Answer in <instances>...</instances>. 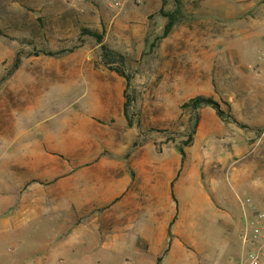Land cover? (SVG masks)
I'll return each instance as SVG.
<instances>
[{"label": "rangeland", "instance_id": "rangeland-1", "mask_svg": "<svg viewBox=\"0 0 264 264\" xmlns=\"http://www.w3.org/2000/svg\"><path fill=\"white\" fill-rule=\"evenodd\" d=\"M202 3L165 0L164 10L176 15L163 37L162 0H0V199L10 198L0 203V220L14 212L9 227L0 223V264H72L59 243L93 214L102 220V237L115 232L105 223L111 210L66 209L45 182L42 203L17 208V180L34 172L56 176L62 161L85 153L97 128H123L113 149L128 145L129 168L153 178L138 182V200L165 202L173 190L179 236L196 261L223 264L228 246L240 247L241 202L250 198L260 208L264 201L251 192L264 186V27L239 4L230 10L236 17H225ZM83 29L101 34L108 52ZM198 94L217 100L224 117L210 105L198 109L181 163L177 144L193 124L181 105ZM29 162L40 167L32 172ZM139 224H122V234L134 236ZM50 248L58 254L50 256ZM109 254L102 264L135 260Z\"/></svg>", "mask_w": 264, "mask_h": 264}, {"label": "crops", "instance_id": "crops-1", "mask_svg": "<svg viewBox=\"0 0 264 264\" xmlns=\"http://www.w3.org/2000/svg\"><path fill=\"white\" fill-rule=\"evenodd\" d=\"M190 1L203 2L202 5L207 6L213 13L217 12L216 10L225 11L223 14L225 17H236L237 15H232L230 10L235 4H239L243 12L249 14L253 10V15L259 16L258 21L264 27V0ZM243 3L246 4L242 5ZM111 112V110H103L101 113ZM106 117L114 118L108 115ZM91 119L94 124L97 123L93 117ZM123 130V128H119V131L114 128L94 129L91 132L94 138H88L85 153L73 154L72 158L62 161L63 164H60L62 169L56 173V176L44 178L40 172H34L31 177L17 180L16 185L22 187L20 196L22 204L17 208L27 209L33 204L42 203L41 186L45 182L51 187L50 198L55 202L64 199L66 209L111 210L105 219V223L113 222L115 232L110 236L102 237L103 235L98 231V225L102 220L100 216L93 214L87 221L81 223V227L80 225L74 227L71 234L59 243L66 248L65 254H68L72 264H102L103 259L107 258L111 252L126 253V256L135 258L132 261L125 259L119 264L123 262L128 264H201L188 251L186 247L188 244L181 242L179 228L182 214L177 200L173 199L175 195L173 190L168 187L165 202L137 199L138 192L143 187L140 188L138 182L143 183L149 180L151 183L153 178L138 176L137 170L129 168L125 154L128 145L124 148L125 151H121V148L113 149V146L122 143L120 136L126 134ZM101 143L112 150L104 153L100 147ZM38 166L36 162L35 164L29 162V167L33 168L32 172L34 169L36 171ZM179 171L180 168L178 170L173 168L172 173L177 174ZM168 178V184H170V177ZM171 178L173 180L175 177L171 176ZM251 192L254 195L263 194L262 197H264V186L253 188ZM9 200L8 197H2L0 203L7 206L6 203H9ZM13 218L14 212L9 213L2 217L0 223L9 227ZM135 222L140 223L139 232L131 237L123 235L122 226ZM79 232L81 233L78 234ZM166 249L168 250L165 251ZM239 249L240 247L229 245L227 258L223 264H231V259L238 255ZM49 250L50 256L58 254L54 248ZM64 260L66 259L59 258L50 264H62Z\"/></svg>", "mask_w": 264, "mask_h": 264}, {"label": "built area", "instance_id": "built-area-1", "mask_svg": "<svg viewBox=\"0 0 264 264\" xmlns=\"http://www.w3.org/2000/svg\"><path fill=\"white\" fill-rule=\"evenodd\" d=\"M70 3L73 0H59ZM114 5H118L115 1ZM244 208V226L240 230V249L238 255L231 259V264H264V201L259 206L247 198L241 202ZM246 205H248L246 207ZM253 211L252 215L247 213ZM122 264H128L123 262Z\"/></svg>", "mask_w": 264, "mask_h": 264}, {"label": "trees", "instance_id": "trees-1", "mask_svg": "<svg viewBox=\"0 0 264 264\" xmlns=\"http://www.w3.org/2000/svg\"><path fill=\"white\" fill-rule=\"evenodd\" d=\"M164 5H165V0H162V5L159 9V13L167 18V22L165 23L164 29H163V37L166 36L170 32L172 26L174 25V21H175L174 17L176 15L175 11H172V12L165 11ZM83 32L86 34H90V35L95 36L98 40V43H100L101 48L105 51V53L108 52L107 46L102 43V35L101 34H98L97 32L87 30V29H83ZM47 54L54 55L53 52H48ZM105 63L107 65L111 66L110 62L108 60H106ZM110 69L115 70L118 74L122 75L126 79V83L128 84L129 79L120 68L111 66ZM204 105L212 106L214 108L216 114L219 117H222V118L224 117V112L220 108L219 102L210 96H207L204 94H198V95H195V96L189 98L186 102L182 103V105H181L182 108H187L188 110L192 111V113H193V124H192V129H191L190 133L187 135V137L185 139H182L180 141V144H177V151L181 156V163L185 158V151H184L183 147L185 145H188L191 142L192 135H193L195 128H196V125L199 121L198 109ZM127 107H128V103H127V101H124L123 113L125 115H128L127 114V112H128ZM127 121L129 124L132 123L130 119H127Z\"/></svg>", "mask_w": 264, "mask_h": 264}]
</instances>
